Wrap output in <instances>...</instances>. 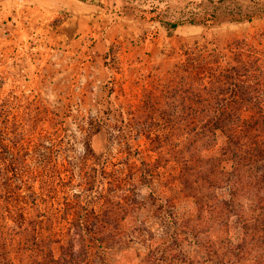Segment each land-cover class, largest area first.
Wrapping results in <instances>:
<instances>
[{
  "label": "rangeland",
  "instance_id": "rangeland-1",
  "mask_svg": "<svg viewBox=\"0 0 264 264\" xmlns=\"http://www.w3.org/2000/svg\"><path fill=\"white\" fill-rule=\"evenodd\" d=\"M240 84L258 92L199 150L214 180L189 194L155 139L173 107L221 118ZM261 171L264 0H0V264L47 263L81 231L82 264H251Z\"/></svg>",
  "mask_w": 264,
  "mask_h": 264
},
{
  "label": "trees",
  "instance_id": "trees-1",
  "mask_svg": "<svg viewBox=\"0 0 264 264\" xmlns=\"http://www.w3.org/2000/svg\"><path fill=\"white\" fill-rule=\"evenodd\" d=\"M171 24L173 27H177L180 23L175 22ZM253 92L258 91L256 90V87L251 84H248L246 87L242 84L238 85V97H240L241 103L237 104V106L232 108L231 111L223 112L221 118L217 117V115L214 116V114L210 115L212 110H210L207 105L203 107L185 105V108L183 107V117H181L182 110L181 112L178 111L177 107H173L171 110L170 115L172 117L168 120L170 130L166 134L155 139V147L158 148L159 151H164L163 153L167 156V160L177 159L182 163L183 166L180 173V179L189 194L196 193L199 187L202 188V179L204 184H206V181L211 183L214 180V177L211 174H213L216 169V160L214 158L204 159L198 155L199 150L204 146H209L214 143L216 130L221 126L225 128L226 122L242 119V101L244 99H250V94L252 93L253 95ZM189 96L190 95H187L186 97ZM196 97L201 98L205 96L196 95ZM209 116L213 118L211 121L207 120ZM203 120L204 123L202 122ZM184 133L187 135H185V139H182V136H184L182 134ZM204 167L209 173L208 175L206 172L208 177L203 174ZM252 180L253 184L251 189H254L257 193L258 190L262 189L261 183L264 181V172L261 171L260 174L253 175ZM256 193L253 195L257 196ZM257 199L251 201V206L253 209H257L260 204L259 208H261L264 213V201ZM252 203H256V206ZM241 204L243 203L235 204L236 206L241 207V209H239V214H241L243 208ZM184 222V227L185 230L188 231V234L192 236V239L196 243L201 244L203 230L201 229L202 223L200 219H198V217L190 218ZM243 222V227L245 228V237L243 239L249 243V259L252 261L251 264H264V214H251L249 217H243ZM210 226H213L212 222L210 223ZM210 226H208L209 228L207 229L208 233L212 229ZM209 234L207 237H209ZM208 240H210L207 241L209 242L208 246L212 249L214 241L213 239H210V237ZM88 253L89 249L84 231L79 233L75 232L71 234L67 243L62 246L59 257L54 258L51 256L49 257V262L43 263L41 261L39 264H82L86 261ZM186 257L188 264H200L197 255L186 254ZM230 258L225 256L224 263L229 264Z\"/></svg>",
  "mask_w": 264,
  "mask_h": 264
}]
</instances>
